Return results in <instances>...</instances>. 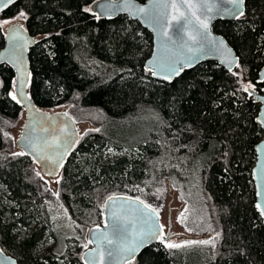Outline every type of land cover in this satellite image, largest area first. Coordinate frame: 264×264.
<instances>
[{
    "label": "trees",
    "instance_id": "1",
    "mask_svg": "<svg viewBox=\"0 0 264 264\" xmlns=\"http://www.w3.org/2000/svg\"><path fill=\"white\" fill-rule=\"evenodd\" d=\"M93 1L20 0L0 14V49L5 18L21 19L37 37L30 52L35 102L64 107L90 125L53 189L16 146L24 112L13 95L14 71L0 66V245L19 264H84L87 232L103 223L106 197L135 195L161 212L154 199L167 200L171 186L182 203L183 234L145 249L131 264H264L252 179L263 131L260 104L247 92L264 87L258 81L264 0H246L243 17L214 24L240 56L237 70L208 62L172 82L145 69L153 49L149 30L125 14L97 18ZM109 148L122 154L110 160ZM53 198L84 228L81 236L64 234ZM204 218L210 227L198 230ZM48 235L56 245L47 250Z\"/></svg>",
    "mask_w": 264,
    "mask_h": 264
},
{
    "label": "water",
    "instance_id": "2",
    "mask_svg": "<svg viewBox=\"0 0 264 264\" xmlns=\"http://www.w3.org/2000/svg\"><path fill=\"white\" fill-rule=\"evenodd\" d=\"M18 1L0 0V14ZM90 11L97 18L107 20L125 14L149 30L153 49L145 69L161 82H172L186 70L208 62H216L229 72L240 66V56L228 40L214 30V24L243 17L246 0H94ZM36 42L37 37L24 24L10 25L0 49V66L7 65L14 71L13 95L26 118L17 133L16 146L33 160L44 177L58 181L83 132L80 123L66 109L46 111L32 97L30 52ZM258 81L264 83V67ZM247 92L260 104L256 121L263 134L256 145L252 179L256 208L264 224V87L258 90L249 86ZM175 194L178 197L169 186L167 200ZM172 203L173 197L165 233L161 212L142 198L127 193L106 197L102 203L103 223L90 227L87 232L90 246L82 253L83 263L131 264L145 249L169 242L175 237ZM0 264L19 263L0 245Z\"/></svg>",
    "mask_w": 264,
    "mask_h": 264
},
{
    "label": "rangeland",
    "instance_id": "3",
    "mask_svg": "<svg viewBox=\"0 0 264 264\" xmlns=\"http://www.w3.org/2000/svg\"><path fill=\"white\" fill-rule=\"evenodd\" d=\"M2 24H3V27H4V30L6 31V29L12 25V24H15V23H20V24H24V22L17 18V17H9V18H5V19H2L1 20ZM252 87V86H250ZM65 108L64 107H61V106H56V107H53V108H50V109H45L46 111H49V112H55V111H60V110H64ZM25 115H23L22 117V126H23V123L25 121ZM21 126V128H22ZM79 126L81 127V131L82 132H85L87 130L90 129V125L88 123H80ZM127 153L128 155H131L130 152H125ZM122 153L120 152H117L115 150H112V149H107L105 152H104V155L112 160L114 158H116L117 156H120ZM81 158H79L80 160ZM83 164V159H81L79 161V165L81 167V165ZM51 183H52V188L53 189H57V178L55 179H52L50 180ZM0 190L1 191H5V189L0 185ZM173 197V203H172V209H173V232L175 233V237L173 239H171L170 241H175V240H178V238L182 235V230H181V226L179 225V223L177 222V213L180 209V206H181V203H180V200L178 199L177 195L175 194ZM172 197H169L168 200H165L163 201L162 200V196H161V199H160V196H158L157 198H155L154 200L156 201V203L158 204V207L160 208V211H161V214H162V221L164 223V226H165V233L167 232V227H168V222H167V213H168V209H169V203H170V200ZM151 202V201H150ZM51 209L53 211L54 214H57V215H60V221H59V224L61 227H63V231H64V234H69V235H80L83 233V230L84 228L83 227H77L74 225V223L72 224V221L69 219V216H68V213L64 207V205L58 200V199H55L53 198L51 200ZM193 211V210H192ZM191 211V212H192ZM187 217L191 218L192 219V216L191 214L188 215L187 213ZM188 221H190L189 219H187ZM67 224L68 225V228H64L63 225ZM210 227V222L207 221L205 218H204V221H201L200 223L197 224V229L198 230H207L208 228ZM56 245V240L55 238L51 237L48 235L47 237V242H46V249H51L53 248L54 246Z\"/></svg>",
    "mask_w": 264,
    "mask_h": 264
}]
</instances>
